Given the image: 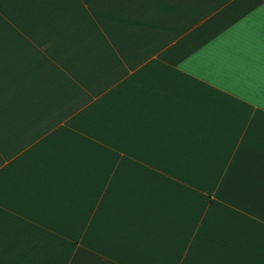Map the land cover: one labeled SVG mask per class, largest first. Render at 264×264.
Here are the masks:
<instances>
[{
    "label": "crops",
    "instance_id": "crops-1",
    "mask_svg": "<svg viewBox=\"0 0 264 264\" xmlns=\"http://www.w3.org/2000/svg\"><path fill=\"white\" fill-rule=\"evenodd\" d=\"M264 0H0V264H264Z\"/></svg>",
    "mask_w": 264,
    "mask_h": 264
},
{
    "label": "snow or ice",
    "instance_id": "snow-or-ice-1",
    "mask_svg": "<svg viewBox=\"0 0 264 264\" xmlns=\"http://www.w3.org/2000/svg\"><path fill=\"white\" fill-rule=\"evenodd\" d=\"M260 15H261L262 21H264V10L261 11Z\"/></svg>",
    "mask_w": 264,
    "mask_h": 264
}]
</instances>
